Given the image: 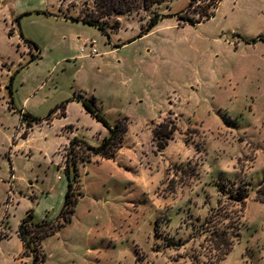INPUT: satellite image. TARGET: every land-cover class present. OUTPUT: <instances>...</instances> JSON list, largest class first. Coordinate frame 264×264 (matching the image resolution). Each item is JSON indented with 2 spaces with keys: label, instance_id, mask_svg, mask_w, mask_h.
<instances>
[{
  "label": "rangeland",
  "instance_id": "374dc122",
  "mask_svg": "<svg viewBox=\"0 0 264 264\" xmlns=\"http://www.w3.org/2000/svg\"><path fill=\"white\" fill-rule=\"evenodd\" d=\"M190 1L106 16V35L74 20L97 9L94 0H0V264H31L28 255L43 252L44 264H264V0H221L205 21L216 5L194 0L187 10ZM155 13L180 15L127 42ZM91 39L99 54L82 55ZM79 93L111 124L129 118L115 159L83 161L79 143L70 150L75 136L96 145L108 132L75 99L61 115ZM57 108L21 137L23 113ZM164 119L179 129L160 151L153 129ZM68 155L72 177L79 158L83 194L73 220L20 254L27 211L59 215ZM233 187L247 189L243 212ZM216 230L234 239L218 261Z\"/></svg>",
  "mask_w": 264,
  "mask_h": 264
},
{
  "label": "trees",
  "instance_id": "16d2710c",
  "mask_svg": "<svg viewBox=\"0 0 264 264\" xmlns=\"http://www.w3.org/2000/svg\"><path fill=\"white\" fill-rule=\"evenodd\" d=\"M97 6V9L91 10L89 12L85 13V16L82 18H74V20L77 21H83L84 23L93 25L98 27L103 33L106 35L108 34L107 29L105 26L100 22V19L110 16L113 14H124L132 11H137L141 9H150L155 5H161L167 0H94ZM221 0H211L210 5L214 4L216 5V9L219 5ZM194 5V0H191L187 10H191ZM216 9L213 11H204L200 14L202 18H205V20H208L215 16ZM180 13H173V14H161V13H155L154 16L150 17V19L147 21V24L143 26L141 34L138 36H143V34L148 33L152 28H154L159 20L166 18V17H173V16H179ZM98 16L99 18H96ZM181 19L184 20L187 24H197L200 23L201 20L194 18V17H181ZM180 24V23H179ZM115 27H120V22L117 21V24ZM23 37V36H22ZM135 37L131 39L130 41L135 40ZM25 41L29 44V46L32 48L34 47L39 51V46L37 43L33 42L32 40L25 39ZM40 55H33L29 63L35 61L37 58H39ZM11 94H13L11 92ZM75 98L82 102L86 110L91 114L93 118H95L97 121L101 122L108 130L109 133L104 136L102 139V142L99 145H92L88 143L85 139L80 138L78 136H75L70 141V150L73 146L76 144H81L85 146L89 150V154L87 156L81 157L83 161H90L91 157L94 155H100L102 158L105 159H114L117 152L123 147L125 136L129 130L128 125V117H122L119 118L116 124H111L106 116L102 113L101 109L98 107L96 102L93 99L84 98L82 95L75 96ZM73 98L67 100V102L63 103L60 107L62 108L61 115L66 116V108L67 103L71 101ZM58 111L57 109H54L49 113L48 116L45 118H40L37 116H34L30 113H23L22 114V121L26 122V128L30 129L34 126L36 123H40L43 121H47L50 123L52 120L53 114ZM69 128L72 127V125H68ZM179 129L178 125L170 121L168 119H164L162 122H160L154 129H153V139L156 143L157 148L161 151L165 149L170 141L174 138L175 132ZM28 132L23 133V137H27ZM66 167L65 171L67 173L68 183H67V190L65 192L64 202L61 207V210L59 212V215L56 219H37L33 208L29 209L27 211L26 217L22 219L19 225L18 229V235L23 241L25 251L32 249V244L38 239L41 243H43V240L51 235L56 234L62 227L66 226L67 224L71 223L73 220V217L76 212V207L80 201V198L83 196L81 192L76 191V182L79 181L78 177L80 175L79 168L77 166L78 159L77 157H73L72 161L75 165V176H71V166H70V159L69 155L66 156ZM235 190H238L235 194L231 191L230 197L233 199V201H236L240 204L241 211L243 212L248 204V192L245 187H233ZM257 199L264 201V184L261 185V187L257 191ZM216 210H221V203L219 207ZM232 224V222H231ZM232 227L236 228L237 231L239 229V220L236 221L235 225H232ZM214 240L215 244L217 245L216 248L221 250V254L219 257H217L216 261L223 259L226 254H228L234 243V239H232L231 235L226 230H216L214 231ZM34 252V251H33ZM33 262L31 264H40L42 262L46 261L47 254L46 252H43L42 255H39V253L35 254L33 253Z\"/></svg>",
  "mask_w": 264,
  "mask_h": 264
},
{
  "label": "crops",
  "instance_id": "0c3cea01",
  "mask_svg": "<svg viewBox=\"0 0 264 264\" xmlns=\"http://www.w3.org/2000/svg\"><path fill=\"white\" fill-rule=\"evenodd\" d=\"M171 2L173 3L174 1H171ZM220 3H221V1H220ZM220 3H219V5H220ZM162 4H163V3H162ZM162 4H161L160 6H162ZM219 5H218V6H219ZM171 7H172V5H171ZM217 8H218V7H217ZM216 10H217V9H216ZM213 17H214V16H213ZM80 18H81V17H80ZM163 19H164V18H163ZM161 20H162V19H161ZM80 21H81V20H80ZM159 22H160V20H159ZM159 22H158V23H159ZM95 27H96V26H95ZM97 28H98V27H97ZM98 29H99V28H98ZM152 29H153V28H152ZM152 29H151V30H152ZM99 30H100V29H99ZM151 30H150V31H151ZM150 31H149V32H150ZM104 34H105V33H104ZM140 34H141V33H140ZM140 34H139V35H140ZM146 34H147V33H146ZM139 35H138V36H139ZM143 35H144V34H143ZM138 36H137V37H138ZM140 37H141V36H140ZM136 39H137V38H136ZM136 39H135V40H136ZM130 40H131V39H130ZM130 40L127 41V42H132V41H130ZM133 41H134V40H133ZM91 43H94V45L92 46ZM124 44H125V43H124ZM25 47H26V46H25ZM29 47H30V46H29ZM93 48H95V49L97 50V53H93V52H92V51H93ZM81 50H82V53H83L82 55H84V54H88V55H98V54H99V51H98V48H97V42H96V39H91V40H89L87 43H85V44L83 45V47H82ZM39 58H40V57H39ZM37 59H38V58H37ZM37 59H36V60H37ZM79 95H82L84 98H87V97H85L83 94L79 93V94H75V95H74L73 100L75 99V101L80 102V101H78V100L75 98V96H79ZM88 99H89V98H88ZM92 99H93V100H96L95 97H93ZM81 103H82V102H81ZM83 106H84V105H83ZM84 108H85V107H84ZM85 109H86V108H85ZM87 112H88V111H87ZM88 113H89V112H88ZM89 114H90V113H89ZM41 123H42V122H40V123H36V124H41ZM36 124H34V126H35ZM34 126H33V127H34ZM33 127L29 129L28 135H29V133H30V130L33 129ZM72 127H73V125H72ZM72 127H71V128H72ZM107 130H108V129H107ZM108 133H109V130H108L107 133H104V134L99 138V139H101L100 142H102V139H103L104 136H106ZM21 137H22V138H27L28 136H27V137H23V134H22ZM98 141H99V140H98ZM13 144H14V145L18 144V141L15 140V139H13ZM99 144H100V143H99ZM99 144H96V145H99ZM119 151H120V150H119ZM119 151H118V152H119ZM118 152H117V153H118ZM116 155H117V154H116ZM101 158H102V157H101ZM115 158H116V156H115ZM115 158H114V159H115ZM102 159H105V158H102ZM67 183H68V180H67ZM67 183H66V186H65V188H64V190H63V193L66 192V190H67ZM64 197H65V193H64ZM44 218H48V217H47V213L45 214V217H44ZM44 218H42V219H44ZM37 219H38V218H37ZM18 236H19V235H18ZM51 236H52V235H51ZM19 238H20V237H19ZM45 239H46V238H45ZM20 240H21V238H20ZM43 241H44V240H43ZM21 242H22V251L20 252V254H21V253L24 254L25 247H24V244H23V241H22V240H21ZM20 254H19V255H20ZM17 259H18V258H17ZM27 260H28L29 262H30V260H31V263H32V262H33V255H28V259H27ZM46 261H47V258H46ZM46 261H45V262H46ZM45 262H42V263H40V264H44Z\"/></svg>",
  "mask_w": 264,
  "mask_h": 264
},
{
  "label": "built area",
  "instance_id": "2783aa9c",
  "mask_svg": "<svg viewBox=\"0 0 264 264\" xmlns=\"http://www.w3.org/2000/svg\"><path fill=\"white\" fill-rule=\"evenodd\" d=\"M91 45L93 46L94 45V43H91ZM93 53H97V50L95 49V48H93V51H92Z\"/></svg>",
  "mask_w": 264,
  "mask_h": 264
}]
</instances>
